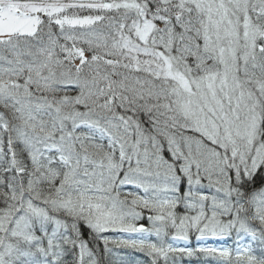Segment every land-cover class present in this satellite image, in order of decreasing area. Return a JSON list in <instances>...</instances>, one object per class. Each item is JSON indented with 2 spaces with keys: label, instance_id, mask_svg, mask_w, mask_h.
<instances>
[{
  "label": "snow or ice",
  "instance_id": "6c2138e0",
  "mask_svg": "<svg viewBox=\"0 0 264 264\" xmlns=\"http://www.w3.org/2000/svg\"><path fill=\"white\" fill-rule=\"evenodd\" d=\"M0 264H264V0H0Z\"/></svg>",
  "mask_w": 264,
  "mask_h": 264
}]
</instances>
